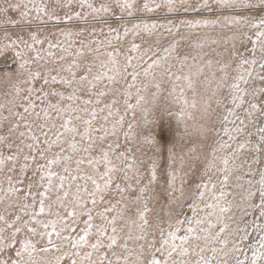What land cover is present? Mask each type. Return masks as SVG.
<instances>
[{
    "label": "snow or ice",
    "instance_id": "obj_1",
    "mask_svg": "<svg viewBox=\"0 0 264 264\" xmlns=\"http://www.w3.org/2000/svg\"><path fill=\"white\" fill-rule=\"evenodd\" d=\"M0 32V264H264V0H0Z\"/></svg>",
    "mask_w": 264,
    "mask_h": 264
},
{
    "label": "rangeland",
    "instance_id": "obj_2",
    "mask_svg": "<svg viewBox=\"0 0 264 264\" xmlns=\"http://www.w3.org/2000/svg\"><path fill=\"white\" fill-rule=\"evenodd\" d=\"M37 2H39V0H37ZM94 2L98 5L99 3H101L102 2V0H94ZM76 10H78V9H76ZM156 15H158V14H154L153 16H152V18H155V16ZM99 27V26H98ZM56 29H54V28H52L51 26L49 27V28H47V29H45L44 31L46 32V33H51L52 31H55ZM10 31L11 32H13V33H16L17 31H18V29H10ZM3 36V32H0V37H2ZM101 39H103V37H100ZM129 39H131L130 37H129ZM125 43H127V41H125ZM4 86L2 85V84H0V89H2Z\"/></svg>",
    "mask_w": 264,
    "mask_h": 264
}]
</instances>
